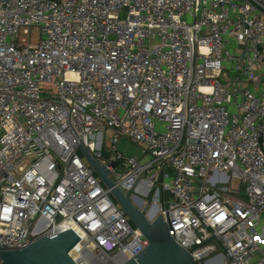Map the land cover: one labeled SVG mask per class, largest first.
Here are the masks:
<instances>
[{"label": "built area", "instance_id": "1", "mask_svg": "<svg viewBox=\"0 0 264 264\" xmlns=\"http://www.w3.org/2000/svg\"><path fill=\"white\" fill-rule=\"evenodd\" d=\"M82 145L160 203L193 264H264V0H0L1 247L70 230L77 264L148 247Z\"/></svg>", "mask_w": 264, "mask_h": 264}, {"label": "water", "instance_id": "2", "mask_svg": "<svg viewBox=\"0 0 264 264\" xmlns=\"http://www.w3.org/2000/svg\"><path fill=\"white\" fill-rule=\"evenodd\" d=\"M81 149L102 183L111 190L113 199L149 243L140 256L125 264H193L195 259L191 254L170 236L164 217L158 215L159 206L145 203L136 196L132 197L133 191H125L116 185L108 168H115L116 162L107 159L106 165H103L100 160L92 157L85 146L82 145ZM162 177L161 174L160 183ZM79 242V236L70 230L53 237L41 238L24 248L5 249L0 246V261L1 264H77L70 252Z\"/></svg>", "mask_w": 264, "mask_h": 264}, {"label": "rangeland", "instance_id": "3", "mask_svg": "<svg viewBox=\"0 0 264 264\" xmlns=\"http://www.w3.org/2000/svg\"><path fill=\"white\" fill-rule=\"evenodd\" d=\"M40 36V33H39V30H33V41L35 42V41H37L38 40V37ZM41 89H42V93H53V92H55V86L53 85V84H43L42 86H41ZM110 138V136L109 135H105L104 136V139H109ZM118 148L120 149V151L125 155V156H137V157H139V156H141V151H140V148L138 147V146H136L135 144H132V143H130L128 140H126V139H123L121 142H120V144H119V146H118ZM104 154L105 155H108L109 153H108V150H107V148H105V150H104ZM87 162V161H86ZM237 183V179L236 178H234L233 179V182H232V184L233 185H235ZM133 196H137V197H139V198H141V199H143L144 201H146V202H148V200H149V198L148 197H144V196H140V195H138L137 193H135V192H133L132 193V197ZM118 203V202H117ZM162 204H163V202H161V206H162ZM151 205H152V203H151ZM159 206H160V203H159Z\"/></svg>", "mask_w": 264, "mask_h": 264}]
</instances>
